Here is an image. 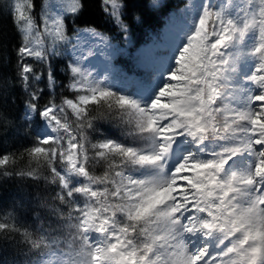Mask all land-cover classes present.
I'll list each match as a JSON object with an SVG mask.
<instances>
[{
	"label": "snow or ice",
	"instance_id": "1",
	"mask_svg": "<svg viewBox=\"0 0 264 264\" xmlns=\"http://www.w3.org/2000/svg\"><path fill=\"white\" fill-rule=\"evenodd\" d=\"M85 7L0 3L19 38L0 74V128L26 140L0 152V181L35 186L0 208V264L5 247L10 264H264V0H180L171 39L129 68L79 25ZM166 8L99 0L126 41L143 10Z\"/></svg>",
	"mask_w": 264,
	"mask_h": 264
},
{
	"label": "trees",
	"instance_id": "2",
	"mask_svg": "<svg viewBox=\"0 0 264 264\" xmlns=\"http://www.w3.org/2000/svg\"><path fill=\"white\" fill-rule=\"evenodd\" d=\"M4 0H0L3 3ZM168 4V8L163 10H143L144 22L142 24L130 21V32L127 41L120 36L118 30L108 24L99 10V0H86V7L79 18V25L85 23L95 25L99 31L103 32L112 39V43L118 45L125 50L126 55L119 56L118 59L124 62L125 68L134 67L133 58L140 51H143L146 57H150L154 44L163 45L171 39V32L168 27V15L180 3V0H164ZM139 15V12L134 13ZM19 43L18 34L12 17L9 15L8 9L0 10V74L11 76L15 67V48ZM63 60V58H58ZM67 63H56L57 80L59 83H66V77L63 73V67ZM138 70V69H134ZM142 71V70H138ZM132 73H129L131 75ZM64 92V89L58 87L56 95ZM13 94L18 96L16 105H6L5 109L10 117H17L22 109L23 97L16 90ZM67 94V93H65ZM47 99V97H45ZM19 124V121H17ZM107 127V125H105ZM26 144L23 133H17L16 129L3 127L0 128V152L10 151L20 148ZM29 191H35V186L30 183L19 181L16 178H10L0 181V208L8 209L12 206L13 201L19 205L21 196ZM26 199V197H24ZM19 215L22 222L31 225L34 217L28 207L19 209ZM4 258L10 262L13 260L11 250L5 247Z\"/></svg>",
	"mask_w": 264,
	"mask_h": 264
}]
</instances>
